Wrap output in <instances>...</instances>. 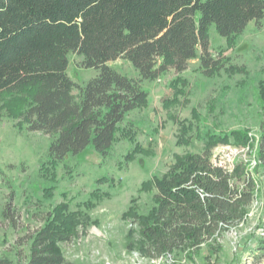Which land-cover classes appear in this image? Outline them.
Here are the masks:
<instances>
[{
  "label": "trees",
  "instance_id": "1",
  "mask_svg": "<svg viewBox=\"0 0 264 264\" xmlns=\"http://www.w3.org/2000/svg\"><path fill=\"white\" fill-rule=\"evenodd\" d=\"M263 20L264 0H0V97H14L12 114L28 131L51 136L52 165L87 149L108 158L128 116L148 103L145 82L183 73L196 58L204 74L214 76L226 65L212 53L211 28L233 47L251 22L261 27ZM70 54L83 57L81 66L97 76L85 85L73 81ZM119 59L131 63L138 78L109 65ZM231 137L248 140L244 131L212 134L201 153L176 155L163 176L144 182L154 206L148 215L126 214L139 221L128 233L130 249L150 261L193 263L204 251L208 263L218 259L220 238L244 218L257 188L244 164L231 173L215 163L214 148ZM140 149L137 144L127 159ZM256 154L255 173L264 176V119ZM262 219L264 231V213ZM53 226L32 237L27 264H67ZM70 233L71 226L59 240ZM263 261L264 236L253 249V264ZM0 264L14 263L0 258Z\"/></svg>",
  "mask_w": 264,
  "mask_h": 264
},
{
  "label": "rangeland",
  "instance_id": "2",
  "mask_svg": "<svg viewBox=\"0 0 264 264\" xmlns=\"http://www.w3.org/2000/svg\"><path fill=\"white\" fill-rule=\"evenodd\" d=\"M210 39L212 53L225 60L226 68L208 77L196 58L183 73L171 71L145 82L148 103L128 116L108 158L87 149L52 165L51 136L28 131L23 118L12 114L14 97H0V258L27 264L32 237L54 224L67 264H253L256 241L264 236V176L255 173L264 119V20L261 27L251 22L233 47L215 27ZM82 61L70 54L68 74L85 85L99 72L83 68ZM109 65L130 78L139 76L126 60ZM230 66L242 71H227ZM233 131L246 132V143L231 137L214 148L213 159L231 173L244 164L255 174L257 188L244 218L220 238L218 259L208 263L204 251L193 263L150 261L138 248L130 249L128 233L139 229V221L126 214L135 209L148 215L154 206L144 182L163 176L176 155L201 153L210 135ZM137 144L141 149L128 160ZM69 226L73 233L59 240Z\"/></svg>",
  "mask_w": 264,
  "mask_h": 264
}]
</instances>
